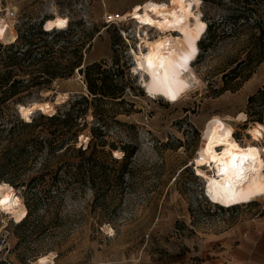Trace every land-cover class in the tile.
I'll list each match as a JSON object with an SVG mask.
<instances>
[{"label":"rangeland","instance_id":"rangeland-1","mask_svg":"<svg viewBox=\"0 0 264 264\" xmlns=\"http://www.w3.org/2000/svg\"><path fill=\"white\" fill-rule=\"evenodd\" d=\"M194 1L1 0L0 18L16 38L26 22L47 19L62 27L53 30L59 32L66 31L68 22L82 20L88 31L99 30L86 63L101 61L112 68L113 49L122 68L127 62L128 72L120 68L117 73L123 94L102 105L119 109L115 119L121 125L109 127L108 140H121L133 153L118 187H102L97 196L87 174L68 188L60 182L62 175H40L38 158L44 153L27 169L18 167L16 176L2 178L0 184L12 187L26 210L28 202L34 205L39 223L37 228L20 226L22 222L0 212V264H264V233L255 240L262 248L259 260H248L247 247L236 237L251 219L264 226V199L223 203L218 190L192 164L205 133H219L225 123L233 128L239 147L264 162V139L254 142L246 132L260 123L247 122L246 110L248 97L264 86V0H199L198 8ZM132 8L141 9V15L126 17ZM176 8L191 10L205 24L198 39L205 41L184 71L189 92L171 101L150 92L148 75L141 72L138 61L150 54L140 39L157 44L164 35L143 15ZM9 10L14 19L6 17ZM206 22L212 24L210 31ZM170 34L175 37L177 32ZM83 94L88 90L75 70L72 77L54 82L51 89L26 98L21 106L49 103L55 112L56 106ZM64 95L66 99L60 100ZM21 106H16V113ZM253 109L255 113L264 109L260 99ZM240 113L246 120L236 122ZM86 120L97 122L91 112ZM90 127L78 136L76 147L85 148ZM111 155L117 160L123 152ZM93 162H103L109 174L119 171L106 156ZM199 169L213 177L212 168ZM93 175L96 181L98 176ZM51 179L59 186H52ZM24 183L28 188L21 187Z\"/></svg>","mask_w":264,"mask_h":264},{"label":"trees","instance_id":"trees-1","mask_svg":"<svg viewBox=\"0 0 264 264\" xmlns=\"http://www.w3.org/2000/svg\"><path fill=\"white\" fill-rule=\"evenodd\" d=\"M46 21L24 23L13 43L0 44V181L4 177L16 176L18 167L21 171L27 169L31 161H36L44 153V158H38L40 175H62L60 182L68 188L82 181L87 174L96 196L102 187L115 190L133 153L128 152L129 146L121 140L116 143L108 140L109 127L121 125L115 119L119 109H106L102 105L103 101L114 102L123 94L124 89L117 85V73L122 68L119 56L113 49L112 68H105L101 61L86 63L85 56L99 30L93 27L88 31L84 22L79 20L68 22L66 31L54 32L55 29L62 30V27H54L52 21ZM44 22L46 31L41 29ZM206 24V31H210L212 24ZM204 41L201 38L198 46L202 47ZM122 69L128 72L127 62ZM75 70L83 76L87 95L69 98L56 106L51 115L37 111L29 122L18 118L16 106L23 105L26 98L40 91L51 89L54 82L72 77ZM257 99L264 105V86L247 99V122H264V109L256 113L253 109ZM89 112L96 123L86 120ZM89 125L87 145L85 148L76 147L78 136L86 132ZM116 150L123 152L121 159L112 157L111 153ZM101 156L118 165L119 171L109 174L110 170L103 162H93L94 158ZM95 173L98 176L96 181ZM56 179H51L52 186H59ZM27 185L24 183L21 187L28 188ZM112 192H106L107 197ZM38 223L34 205L28 202L25 220L20 226L29 224L37 228Z\"/></svg>","mask_w":264,"mask_h":264},{"label":"bare ground","instance_id":"bare-ground-1","mask_svg":"<svg viewBox=\"0 0 264 264\" xmlns=\"http://www.w3.org/2000/svg\"><path fill=\"white\" fill-rule=\"evenodd\" d=\"M199 3V0H195L194 8H198ZM140 13L141 9L132 8L126 17H137ZM143 18L164 35L157 44L140 39L148 46L150 54L149 58L139 56V68L147 73L148 89L153 95L175 101L190 90L184 71L198 55V39L204 33L205 24L191 10L184 8H176L171 13L148 12ZM175 31L177 35L171 36L170 33ZM15 40L10 26L0 18V42L11 43ZM66 97L64 95L60 100L64 101ZM52 109L49 103H33L21 106L20 111L24 121L29 122L33 112L41 110L51 115L54 112ZM234 120L241 122L246 117L240 113ZM232 132L233 128L225 123L221 132L210 130L205 133L195 161L198 175L218 190L223 203L237 202L243 198L250 201L264 199V162L243 151ZM246 132L254 142L260 141L264 139V124L256 123ZM218 150L221 151L219 154ZM201 166L212 168L213 177H208L199 169ZM0 212L16 223L25 220L27 213L14 189L6 184H0ZM45 260L42 258L40 262L44 263Z\"/></svg>","mask_w":264,"mask_h":264},{"label":"crops","instance_id":"crops-1","mask_svg":"<svg viewBox=\"0 0 264 264\" xmlns=\"http://www.w3.org/2000/svg\"><path fill=\"white\" fill-rule=\"evenodd\" d=\"M260 221V220H259ZM258 219H251L246 224L242 225L240 232L236 235L237 240L241 243V245H245V252H247L248 260H259L257 254L259 253L260 249L259 243L255 242L257 240L256 237L260 236L261 233H264V226L259 225ZM242 254V251H238L237 255Z\"/></svg>","mask_w":264,"mask_h":264},{"label":"built area","instance_id":"built-area-1","mask_svg":"<svg viewBox=\"0 0 264 264\" xmlns=\"http://www.w3.org/2000/svg\"><path fill=\"white\" fill-rule=\"evenodd\" d=\"M0 3H1V0H0ZM6 17L9 18V19H14L15 18V15H14V12L12 11H7L6 12ZM195 161H196V158L193 160L192 164L194 165L195 164Z\"/></svg>","mask_w":264,"mask_h":264},{"label":"water","instance_id":"water-1","mask_svg":"<svg viewBox=\"0 0 264 264\" xmlns=\"http://www.w3.org/2000/svg\"><path fill=\"white\" fill-rule=\"evenodd\" d=\"M42 29H43V26H42ZM38 112H41V110H37ZM37 111H35V112H37ZM35 112H33V113H35ZM42 113V112H41ZM17 114H18V117H19V119L22 121H24V119H23V117L21 116V111H20V108L18 107V112H17ZM26 122V121H25Z\"/></svg>","mask_w":264,"mask_h":264},{"label":"snow or ice","instance_id":"snow-or-ice-1","mask_svg":"<svg viewBox=\"0 0 264 264\" xmlns=\"http://www.w3.org/2000/svg\"><path fill=\"white\" fill-rule=\"evenodd\" d=\"M63 24H64V22L62 21L61 24H60V26H63Z\"/></svg>","mask_w":264,"mask_h":264}]
</instances>
